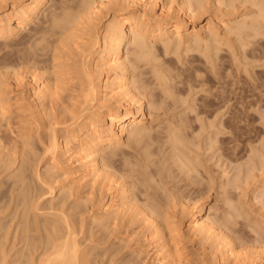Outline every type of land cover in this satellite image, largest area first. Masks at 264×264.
Masks as SVG:
<instances>
[{
    "label": "bare ground",
    "instance_id": "bare-ground-1",
    "mask_svg": "<svg viewBox=\"0 0 264 264\" xmlns=\"http://www.w3.org/2000/svg\"><path fill=\"white\" fill-rule=\"evenodd\" d=\"M205 1L207 0H183L182 6L173 8L165 3L158 6L156 0H0V39L7 40L26 30L25 35H23L19 43L23 46L22 48L17 49L15 57L20 61L30 62L35 65H38L45 60H51L52 68L56 70L53 79L46 77L42 82H38V74L33 73L30 80V96L34 102V114L37 116L38 123L44 127V132L46 134L42 138V141L45 144V151L48 154L49 159L48 164L45 166V170H40L38 167L39 165H34L35 161L31 157V154L34 152V143L29 139L23 141L21 159L19 160L18 165L9 172L7 182H5V184H8V189L2 190L0 188V200L9 198V205L14 211V217L6 223L1 221L0 218V231L2 229L4 230V232L0 234V264H95L94 261H92L89 250L81 247L82 245L78 238L80 230L77 228L75 222H71V220L66 217V219L64 218V223L62 220L56 223L47 217L42 218L39 215L37 210H41L42 207L35 200L36 197L34 192L36 191V177L49 184L47 192L54 196L66 193L68 190L75 188V185L77 184L83 186L91 185L92 188H94L96 184L99 183L101 189H103L102 192H105V195L100 196V198L93 202L90 207L92 210H95L94 220L102 223L101 225L104 224L106 226L109 224V228H112L110 227V225H112L113 228H115V230L113 229L114 232H116V227L121 225L120 223L122 220H119L120 217H123L121 215L129 214L128 216H131L132 214L130 213H132L133 210H136L138 208L137 206H139L136 203L137 199H135L138 198L136 195L137 192L135 194L133 193L134 188L132 185H134L135 182L132 181V185L130 183L132 175L134 179L137 177L134 181L138 180L136 182L138 185L142 183L139 186L135 185L136 190L138 189L137 187H140V189L143 190V187L141 186L146 185L148 187H146L145 191L149 188L152 192V188L150 189V177L152 178L154 177L152 175H159L162 174V172L164 173L165 169L168 170L170 168V166L168 168L166 162H171L173 166L176 167L178 174H176V171L173 174L172 171H174V169L172 168L168 177L172 173V178L178 176L175 181H177V179L178 182L179 179L188 180L187 188L194 184V173L199 172L198 167L201 163H199V165L197 164L200 156L196 159L198 162L195 161L198 167L193 161L195 158L190 157V155L196 154L195 152H199L198 149H196L197 151L195 150V152H190L194 147H192V149L190 146L188 147L189 142H191L190 139L192 140L193 137L187 139V135L190 133L187 132V128L190 123H188V118H185V115L189 113L185 112L190 108L188 107L187 109L186 107H183L182 111L186 110L184 113L182 112L185 114L184 117L177 119L176 125L173 124L172 128H170L172 124H168L170 127H165L167 132L164 130L166 134L161 135L162 131L160 133L158 132L159 129L162 130V128H164V125L160 124L161 128H158V126V129L154 127L155 129H152V132H156L157 130V133H159L160 136H153L152 134L155 132H151L150 125H147L146 121L151 115V108H149V106L151 107L153 104H159L158 96L160 93L154 92V90L156 91L155 87H152L153 91L148 89L150 84L153 85L154 83L153 80L152 82L151 79L148 78V75H151V77L157 81L158 88H161L162 93L166 94V97L169 96L168 94L171 91V97L175 94L180 96L179 98L174 96V99L175 97L177 98L175 100L176 103L171 104V106H174L173 108H175V104L177 106V101L179 99L180 102V98L183 94L182 92L177 93L179 86H177V92L173 90L175 89L176 83H179V80L181 79V83L179 84L185 85V82L187 81L194 82V77L201 79V77L199 78L201 69L196 63L197 56L194 55V52L207 55L213 49L211 48V43H213L214 50L217 51L215 56L217 57L218 55L216 59L214 55L208 54L211 56L210 63L213 64L212 61L215 63V61L220 58L219 54L221 53H219L218 50H222V48H220L222 45L221 41L226 37L235 34V38L240 39L241 47H245V45H247L246 42L243 41L245 33H249L250 35V33L253 32L254 37L264 34V32L261 31V28H264V0H214V6L218 10L229 9L227 12H224L223 16L231 14L237 19L234 22V27H231L230 22L227 19L214 18L215 20L212 21L210 19L211 21L207 23L206 26L202 25L199 28L193 26L191 29L190 25L192 23L194 24L197 18L207 12L208 6L205 4ZM248 3L251 4V7L255 6L256 11L243 12L235 9L237 6L246 5ZM156 40L163 41L166 53L170 50L174 51L175 54H178V52L182 53L183 51L181 52V47L186 44L182 55L185 54L192 57L191 59L186 57L187 60L189 59L188 62H186V67L181 68L176 66L177 64L172 66L174 63L171 61L173 60H169V62H158L160 58L159 55H162H158L157 53L159 52L155 51L156 47L154 42ZM203 46H205L204 50L201 49ZM190 53L191 56L189 55ZM253 53L252 56L255 55V53L254 55ZM206 55H204V57H206ZM212 56L215 57V60L212 59ZM182 59H180V61H182ZM225 60L227 59L225 58ZM206 61L209 62L208 58ZM218 62L215 65H217ZM10 63V59L5 58L3 62H0V68ZM182 65H185V63ZM222 65L224 64L222 63ZM222 68H220V70ZM210 69L212 68L210 67ZM220 70H218L219 72H217V74H220ZM136 71L139 72L136 74ZM212 71L214 70L212 69ZM224 72L227 73L228 71L225 70ZM0 73L2 75L4 74L3 72ZM204 73L205 71L202 75ZM208 73L210 72L205 74ZM212 73L214 74L216 72ZM226 73H224V76L230 74ZM138 74L141 76H138ZM218 78H221V74ZM177 79L178 82L175 81V85H173L174 83L172 81ZM202 80L203 79H201V82ZM221 80L223 81V79ZM196 82L199 83L200 81L197 80ZM202 83L201 85L204 86V83ZM69 84L72 88L71 90L73 93L71 94V97L74 98V101L70 102L69 105L55 107L54 104L58 105V103H61L60 100L63 89ZM192 87H189L190 91H192ZM173 91L175 92L174 95H172L174 93ZM48 97L51 102L54 103L51 105V109L53 110L51 112L45 111L43 109L44 107H42V104ZM163 98H160V100H162L161 103L165 102V98ZM168 98L171 99L170 97ZM166 100L168 101V99ZM212 101L214 102V98ZM212 101H208L207 105L211 106ZM203 102L205 101L203 100ZM22 103H25L24 97ZM190 103H192V100ZM4 104L0 100L2 111L5 114L7 109ZM162 106L163 104L161 105V109H159L160 106L158 105L156 111H158V109L162 110ZM167 106L168 105H166V107ZM22 107L24 109L27 108L25 104H23ZM167 108H169V106ZM167 108L164 107V110L168 113L170 108L168 111ZM163 113L164 111L162 114ZM192 113L193 112H191V114ZM180 115H178V117H180ZM175 117H177V114ZM175 117L174 115V119L169 117V119H173L170 121H175ZM69 120L71 121L68 122ZM235 121L236 120L234 119L233 122L235 123ZM54 124L60 126L58 127ZM214 124L216 125L217 123ZM214 124L212 123L211 125L214 127ZM222 125L220 126L223 127ZM221 127H219L220 131L222 130ZM217 128L214 127L213 129L217 130ZM224 128L225 127H223V129ZM59 132L60 134H58ZM223 132L225 131L223 130ZM150 139L159 141L156 142L157 145L158 143L159 145L155 147V144V148H151L152 146L150 147V143L152 142L153 145V141L150 143L147 142ZM214 139L213 141L217 140L215 137ZM144 141L149 144L144 143ZM193 143L195 142L193 141ZM212 145L213 144H211V146ZM125 146L130 147V149L135 148L136 152L128 151V149H125ZM166 148H169L170 150L168 149L169 151H166ZM107 149H110V151H107ZM257 151L256 153H258ZM160 152L163 153H161L162 157L159 159ZM262 152L264 153V150ZM263 153L260 154L262 157L258 156L261 158L259 163L256 161V158L254 161L256 164H253V162V166L251 165L253 168L250 166L248 167L247 175L241 177L243 176L242 173V175L240 174L236 176L239 178L233 179L235 181H242V183L239 181L240 185H237L235 182L234 187H236L237 190L241 185L243 186V182H245L244 185L247 182H250L249 179L251 176L253 181V175L251 173H254L255 175V170H261L262 172L260 174H264ZM154 157L158 159L153 160ZM248 157L251 158V154ZM254 157L252 160H254ZM121 158H124L125 160L122 159L123 161H121ZM118 160L124 163L125 166L123 167V170H125L124 168L127 169L128 166L132 164L128 168V173H124V175L127 173L126 175L129 176L128 174L131 172V178L129 180L125 178V176L124 181L121 179L119 182V177L118 180L114 179V177L118 176V171H120V173L123 171L120 170L122 165L121 162L118 163ZM160 160L161 164L158 165ZM247 160L252 162L249 159ZM249 162L246 163L245 167L248 166L247 164H249ZM117 163L120 165L118 171L116 169L119 167V165L117 166ZM154 163L155 165L157 163V166L155 167L156 173L154 172V169L150 168L152 167L150 165ZM203 164L204 162L201 166H203ZM244 164H241V166H244ZM225 170L226 169L224 168L223 172H225ZM227 172L228 170L226 171V175H224L226 177L229 176ZM209 173L211 176V172H208V174ZM198 174L200 175L202 173ZM149 175L151 176L149 177ZM119 176H123V174H119ZM200 176H198V179L196 180L198 182H195L196 185L200 184L201 181L199 182V180L203 179L202 176L201 179H199ZM226 177L222 176V178ZM147 179L149 181H147ZM211 180L214 179H210L212 184L216 181ZM116 181L119 185L116 184ZM151 181L153 182L155 180L152 178ZM178 182H175V184ZM181 182L182 181L180 180L179 184H181ZM250 183H247V185H251ZM152 184L156 186V183ZM248 187L246 188L248 189ZM172 188L173 189H169L173 192L177 187ZM183 188L186 187L183 186ZM206 189L205 192L207 195L210 191H208V188ZM228 189H231L232 191L231 187ZM170 190L167 191V200L163 198L161 199L163 200V203L157 198V201L160 203L156 202L157 204H154L153 202L154 205H150L149 207L146 204L142 205L141 203L142 207L147 206V208L145 207L146 210H143L144 212L147 211L145 212L146 216H143L144 218L141 217L144 219V222L146 217L147 224H149L152 229L150 234L147 233V230L146 232L144 231L145 234L147 233V235L145 236L144 234V236L150 240L153 238L152 242L149 243H153L156 248L154 249L156 250L155 255H157V258H155L156 260L158 259L156 264H178L176 258L177 255L174 251L182 244H179L178 240L171 237L173 235L174 238L181 239V236L183 235L184 229L175 223V218V222L171 219V213L175 212L178 206H180L179 208L181 209V212L191 213L192 215L190 222L186 224L188 233L191 237H199L201 240L203 238H217V241L215 239L216 243L213 241L216 247L220 244L221 247H223L222 251H219V253L221 252L219 258L216 259L217 254L213 252L214 257L213 255L212 257L217 260V264L220 261L223 264H230L229 262L231 261H234V263H236V261L238 263L243 261L245 263L247 261L248 263L253 264L250 260L251 258L244 257L243 259L240 256L242 254H239L236 250V245H233L234 243L228 232L227 235L226 231L223 232L221 229L223 226L221 222L223 220L219 222V219L212 218L209 214H207V216H202L201 214L204 213V208H206L205 203H198L197 200L194 202L193 198V200L189 201L190 195L194 197L192 194L194 193V188L191 189L190 187L189 191L184 194L181 193L183 191L181 188L180 192L179 188L175 189L180 194L175 191L172 193ZM153 191H155V189H153ZM169 191L171 194H168ZM245 191L244 193H246ZM256 192H258V190ZM202 193L204 192L202 191ZM217 193H219V191ZM160 194L159 197H161ZM221 194L223 195L222 192ZM241 194L243 193L241 192ZM134 195H136L135 198L133 197ZM154 195H156V193H154ZM154 195L153 197H156ZM202 195L204 194H201V196ZM257 195L258 194L256 193V198L254 197V200L256 199L255 201L258 200ZM185 196H189V199L187 198L188 201L185 199ZM201 196L200 200L202 198ZM88 199L90 200L93 198L88 196ZM261 201L262 200H260V202ZM144 202H149L151 204L149 199L148 201L147 199L146 201L144 200ZM230 202L231 204L228 205V209L232 208L234 205H232V201ZM262 205L263 204H261V206ZM77 207L78 206H74V208ZM140 207L141 206H139V211H141ZM143 211L142 213H144ZM210 211L209 213H211ZM226 211L227 209H225V212L222 214L223 216ZM238 211L239 210L236 209L235 213H239ZM230 212H232V210ZM137 213L138 212L135 214ZM228 213L226 214L227 216ZM237 215L241 216L239 214ZM213 216L215 215L213 214ZM229 216L230 218H236V216L231 217V214ZM260 216H262V214ZM135 218L136 220L138 219L137 215ZM142 218L138 220H142ZM261 218L264 219V216ZM131 219L132 218H130V220ZM126 220L127 219H125V221ZM226 220L227 219H225V221ZM119 221L121 222L118 223ZM229 223L231 222H228V224ZM128 224L126 226V232L127 227L132 228V225H130L131 223L129 224L130 226H128ZM258 224L256 226H258ZM150 227L148 228V231H150ZM262 227L261 229H263ZM224 228L228 229V227ZM117 229V231H119V227ZM218 229L222 231H219ZM252 232L254 233L255 231ZM13 234L14 243L12 249H16L15 253L11 252L12 249L8 250L6 246V242L13 238ZM2 240L5 241L2 242ZM203 241L204 239L202 242ZM207 241H204V243ZM209 241L210 243L212 242L211 240ZM20 242H23L24 244L21 247L16 248L17 244ZM143 242V245H145L146 242ZM181 242L183 241L181 240ZM213 242L210 245L214 246ZM221 247L218 249H221ZM39 248H41V251L38 253ZM140 248L139 250H141ZM142 251L143 250L140 252ZM240 257L242 259H240ZM247 262L246 264H248Z\"/></svg>",
    "mask_w": 264,
    "mask_h": 264
},
{
    "label": "rangeland",
    "instance_id": "rangeland-1",
    "mask_svg": "<svg viewBox=\"0 0 264 264\" xmlns=\"http://www.w3.org/2000/svg\"><path fill=\"white\" fill-rule=\"evenodd\" d=\"M77 1H80V0H77ZM182 1L183 0H156L158 6L162 3H165L167 5L172 6L173 8H178V7L182 6ZM213 1L214 0L205 1V4L208 6L207 7L208 10L204 15L197 18L194 24L192 23L190 25L191 29L193 26H196L197 28L201 27L202 25L206 26L207 23H209L211 20L213 21L215 19H227V20H229L231 27H234V22L237 19L231 14L223 16L224 12H227L229 9L226 8L224 10H222V9L218 10L217 8H215ZM236 3H238V2H236ZM211 5H212V7H211ZM8 7H9V5H8ZM235 9L243 11V12H245V11H247V12L256 11V7L255 6L251 7V4H249V3L246 5L237 6ZM232 10H234V9H232ZM211 17H213V18H211ZM261 31L264 32V28H261ZM25 32H26V30L19 33L17 36H14V37L9 38L7 40L0 39V62H3L5 60V58H9L11 61L10 64L0 68V72L4 73L3 75L0 73V100L3 102V104L5 103L4 106L7 109L6 113L4 114L2 111L1 105H0V144H1L0 145V188L2 190L8 189V184H5V182H7L8 176H9L8 174L13 168H15L18 165V162L21 159L22 151H23V149H22L23 148V145H22L23 141L29 139L30 141H32L34 143V152L31 154V157L35 161L34 165H39L38 167L40 168V170H42V171L45 170V166L48 164V159H49V156L45 151V144L42 141V138L45 136L46 133L44 132V127L38 123L37 116L34 114V111H35L34 106H33L34 102L32 100V97L30 96V94H31L30 80H31L33 73L38 74V78H37L38 82H42L44 79H46V77L53 79L55 76L56 70L54 68H52L51 60H45V61H42L40 64L35 65L33 63H30V62L20 61L19 59H17V57H15L17 49L22 48V46H23L22 44H19V43H20L23 35H25ZM247 34L246 33L244 34L246 37V38L244 37V39H246V40L243 39V41H245L247 44V45H245V47H241L240 39H236L235 34H232V36L230 35V36L226 37L225 39H223L221 41L222 47L220 46V48H222V50L221 51L218 50L219 53H221V54L218 53L220 58H218L219 60L215 61V63H214V61H212L213 64L210 63V60H211L210 55L212 54L215 56V53L217 52L216 50H214L215 48H214L213 43H211V46H212L211 48H213V49L208 53L210 55L207 54L208 57L206 54H204V55H206V57H204V55L199 53V52H194L195 54L191 52L192 54L197 56L196 63L199 65V67L201 69V74H200L199 78L201 77V79H203L202 82L204 81L203 82L204 86L201 85V83H202L201 79H198L195 77H194V82L182 81V82L186 83L185 85L179 84V83H181V81H180L181 79H180L179 83H176L175 89H173V90L176 91L177 86H179L178 92L177 91L176 92L177 93L182 92L183 94L180 93V94H182V96L180 98V102H179V99L177 101L179 104L177 103V106L175 104V108H173L174 106H171V104L176 103V101H175L177 99L176 97L179 98L180 96H177L178 94H175V92L173 91L174 93L172 95L175 94L174 96H176L174 99V96L171 97V95H170L172 92L171 91L168 94L169 95L168 97L171 98V99H169L168 97L165 96L166 94L162 93L161 88L160 87L158 88L157 81L155 79H153V77H151V75H148V78H150L151 81L152 80L154 81L153 85L157 86L156 87V86H153L150 84L151 87L149 86L148 89L152 90L153 89L152 87H155L156 91L154 90V92L160 93V95L158 96V99H159L158 103L159 104H153V105H151V107L149 106V108H151L152 117L150 115V118L147 120L148 122L146 121V123H147V125H150L149 127H150L151 132H152V129H155L154 127H156V129H158V128H161L160 127L161 125H164V128H162V130H160V129L158 130L159 133L162 131L161 135L162 134L164 135L167 132L166 131L167 129H165L166 126L168 127L169 125L172 124L171 127L169 126L170 128H172L173 124L176 125L177 119L184 117L185 114H183V113L186 110L182 111L183 107H186L187 109L189 107L191 109V112H193L192 114L190 112V109L185 112V113H187V112L189 113V114L185 115V118H188V123H190V124L187 123L188 124L187 132H190L187 135L188 136L187 139L188 138L190 139L192 137L194 138V139L192 138V140L190 139L191 142H189V144H191V145L188 144V147L190 146L191 149H192V147H194L192 149V151H190V152H193V151L195 152L196 149L199 150V152L196 150L197 151V152H195L196 154H193L194 156L190 155V157L195 158V160H193L195 163L197 157L200 156L198 158L199 162L196 161V162H198L197 163L198 165H199V163H201L200 166L198 167V165L196 163L195 164L198 167V170H199L198 173H202L200 175L203 177V179H201V176L197 172L194 173L195 174L194 175L195 176V182L196 183L198 182L196 180L198 179V176H200L199 179H201V180H199V182L201 181V183L196 185V183L194 182L195 185L193 184L194 185V186L192 185L193 187L190 186L191 189L194 188V193H192L194 195V197L191 195H190V197L185 196V199L187 200V198L189 197L190 198L189 201L194 199V202L196 200L198 203L204 202L206 208H204V213H202L201 215L207 216V214H209L212 216V218L219 219V222H221L223 220L221 222L222 225L223 226L226 225L224 227H228V229H225L223 226L221 229L223 230V232L226 231V235L228 232L231 240L234 243L233 245H236V247L235 246L234 247L236 248V250L238 251L239 254H242L240 256L243 259H244V257L245 258L246 257L251 258L250 260L253 262V264H264V233H263L264 232V230H263L264 229V225H263L264 219L261 218L264 216V185H263L264 184L263 183L264 182V174H260L262 172L261 170L260 171L255 170V175L256 174L257 175L255 176L254 173H251L253 175V181L251 179L252 178V176H251L249 179L251 183L247 182V183H250L251 185L248 184L249 185V187H248V185L246 183L245 185H247V186H245L244 185L245 182H243L244 187L241 185L240 186L241 188L239 187L238 190L236 187H234V184L236 182L237 185H240V183H242V181L233 180V179L239 178L236 176L240 175V174L242 175V173H243V176H241V177H244V175H247L248 174V167L249 166L251 167V165L253 166V164H256V162H254L255 159L259 158L258 160L256 159V161L258 163L261 161L260 157H262V156L260 154L263 153L262 151L264 150V34H260L256 37L253 36V32H251L250 35H249V33H247ZM154 43H155V47H156L155 51L159 52V53H157L158 55L159 54L162 55V56L159 55L160 58H159L158 62L159 61L160 62L161 61H168L169 62V60H173L174 62L171 61L172 63H174V65L171 64L172 66H175L177 64L176 66L184 68L187 65L186 62H188V60H189V59L187 60V58H190V59L192 58V57H189L185 54L182 55V53L184 52V47L186 46V44L184 46H182L183 48L181 47V52L183 51L182 53L178 52V54L177 53L175 54L174 51H172V50H170L168 53L165 52L162 40H156ZM204 48H205V46H203L201 49L204 50ZM253 49H254V51H253ZM255 49H258V50H255ZM252 51L255 53V55ZM191 53L189 54L190 56H191ZM252 53L254 56H252ZM214 56H212L213 60H215V57H216V56L215 57ZM163 57L166 60H164ZM217 57H218V55H217ZM217 57H216V59H217ZM207 58H208L209 62L206 61ZM225 58L227 60H225ZM180 59H182V61H184V62L180 61ZM180 62L182 64L185 63V65H182ZM217 62H218V64L215 65ZM222 63L224 65H222ZM214 65H215V67H214ZM221 65L223 66V68ZM209 66L214 71H212V69H210ZM220 68H222V69L220 70ZM224 68H226V69H224ZM218 70H220V74H221L220 79L218 78V77H220V74L219 73L217 74V72H219ZM222 70H223V72H222ZM225 70L228 71L227 73H230V74H227L226 72H224ZM204 71H205V73H207V72H210V73H208V74L204 73L202 75V73ZM138 72L139 71H136V74ZM212 72H216V73L213 74ZM224 73H226L227 76L228 75L229 76L228 77L226 75L224 76ZM138 76H141V75L138 74ZM226 77H227V79H226ZM221 79H223V81ZM197 80H199L200 82L199 83L196 82ZM175 81L178 82V79L173 80L172 82L174 83ZM68 83H72V82H68ZM190 83H192V84H190ZM209 84H210V86H209ZM173 85H175V83ZM189 87H192V89H191L192 91L189 90L190 89ZM71 89L72 88H71L70 84L66 88L63 89V93L61 94V100H60L61 103H58V105L51 102L49 97L46 98L44 103L42 104V107H44L43 109L45 111L51 112V111H53L51 109L52 104H54L55 107L56 106L61 107L62 105H69L70 102L74 101V98L71 97V94L73 93ZM187 94H188V96H187ZM23 97H24L25 103H22ZM163 97L164 98L166 97L164 101L168 102V103H165V102L161 103L162 100H160V98L162 99ZM172 98H173L174 102H173ZM204 98H206V99H204ZM213 98H214V102L212 101ZM166 99H168V101ZM182 99H183V101H182ZM169 100L170 101L172 100V101L170 102ZM191 100H192V103H190ZM203 100L205 102H203ZM210 100L212 101L211 106L207 105L208 101H210ZM185 101H186V103H185ZM182 102H184V103H182ZM203 103H204V105H203ZM23 104H25V106H27V108L24 109L22 107ZM162 104H163L162 110L164 111V113L166 112V110H164V107L167 108L169 106V108H170L169 111H168L169 108H167L168 113L166 112L165 114L164 113L162 114L163 111L159 110V109H161ZM158 105L160 107H159L158 111H156L157 110L156 107L158 108ZM166 105H168V106L166 107ZM192 105H194V106H192ZM171 107H172V109H171ZM186 108H184V109H186ZM178 111H179V113H178ZM180 113H181V115H180ZM176 114H177V117H175ZM173 115L175 117V121H173V122H175V123L171 122L174 119ZM178 115H180V117H178ZM169 117L170 118L172 117L173 119L171 120V119H169ZM151 118H152V120H151ZM234 119L236 120L235 123L233 122ZM70 121L71 120H69L68 122H70ZM189 121H191V122H189ZM210 123L211 124L217 123L216 125L214 124V127H216V128L218 127L217 130L216 129L214 130L213 125H211ZM54 125H57V124H54ZM220 125H222L225 128L223 129V127H221ZM57 126L59 127L60 125H57ZM219 127L222 128L221 131H220ZM223 130L225 132H223ZM154 132H152V133H154ZM159 133H157V130H156V132L152 135L155 137L160 136ZM58 134H60V132ZM214 137L217 139L216 141H213ZM154 140L150 139L149 141H147L149 143L151 141H153V145H152V142L150 143L151 144L150 147L152 146L151 148H153L155 144H156L155 147L159 145V143H158V145L156 143L159 141H157V140L154 141ZM145 141H144V143L149 144ZM193 141L197 145L195 143H193ZM217 141H218V144H217ZM214 142H215V144H214ZM239 143H241V144H239ZM192 144L195 146H193ZM211 144H213V145L211 146ZM199 146H201L202 148ZM164 147H166V146H164ZM125 149H128V151L129 150L135 151V148L130 149V147H128V146H125ZM168 149L169 148H166V151L170 150V149L169 150ZM251 150H252V152L254 150V152L252 153ZM107 151H110V149H107ZM256 151L258 153H256ZM161 153H163V152H160V156L158 155L159 157L158 156H156V157H158L160 159V157H162ZM247 153H248V155H247ZM254 153H256V154H254ZM197 154H200V155H197ZM250 154H251V158L248 157ZM258 156H260V157H258ZM253 157H254V160H252ZM122 159L125 160L124 158H121V161H123ZM157 159L154 157L153 160H157ZM247 159L251 160L252 162H249ZM263 160H264V157H263ZM121 161L118 160V163H120ZM202 161L204 162L203 166H201L203 163ZM248 162H249V164H247L248 166H246L247 167L246 168L245 165ZM118 163H117V166L119 165ZM157 163H156V165H155V163L150 165V166H152L150 168L154 169V172H155V167L157 166ZM170 163L171 162H166V165L168 166V168L170 166L171 169L170 168L168 170L165 169V172L167 171L166 173L164 172L165 174L162 172V174H159V175H156V174L152 175L154 177L156 176L155 178L152 177L155 181L152 182L151 181L152 178L150 177L151 175H149V177L151 179L150 180V182H151L150 183V186H151L150 189L152 188L153 194H152L151 190H149V188H148L149 191L148 190L145 191L146 187H148L146 185L141 186V187H143V190L140 189V187H137L138 189H140V190L137 189L139 191V195L140 196L145 195V196H141V197L138 195V191L136 190L135 185L139 186L142 183H140L138 185L136 183L138 180L134 181L135 179H137V177L134 179V177L132 175V178H133L132 179L131 178V172H129V174H128L129 176L126 175L128 173L129 166H131L132 164L129 165L127 169L124 168L125 170H123V167L125 166L123 162H121V165H122L121 168L122 169L120 168V165H119V167L116 166L117 171L120 168V170L121 171L123 170L124 172L122 171L123 173L122 172L120 173V171H118L117 172L118 176L116 175L117 177H114V179L118 180L120 178L118 180L120 182L121 179H122V181H124L125 178H127L128 180L131 178V180H130L131 185H132V181L135 182V184L132 185L134 188L133 193L135 194L137 192L136 195L139 198V200H138V198H135L136 195H134L133 197L135 199H137L136 203L139 206H141L140 207L141 211H139V206H137L138 208L136 210H133L134 212L132 211V213H130V214H132L131 216H133V217L128 216L129 214L128 215H121L123 217H120L119 220H122V222L121 221L118 222V223L121 222L120 223L121 227L118 226L120 232L117 231L118 227H116V232H114L115 228H113L112 225H110V227H112V228H109V224L106 226L103 224L104 225L103 226V225H101L102 223H99L98 221L94 220L95 210H92V208L90 206L93 202L97 201L100 198V196L105 195V192H102L103 189H101V185L99 183H97L94 188H92L91 185L83 186L81 184H77V185H75L76 187L74 186L75 188L68 190L66 193H61V194H58L57 196H54V195H51L50 193L47 192L49 189V184L46 183L42 179H38V177L35 176L36 177L35 179L37 182L36 183V191L34 192L35 197H36L35 200L42 207L41 210H37V211L42 218L47 217L56 223L60 222L61 220L64 223V218L66 219V217H67V219H70L71 222H75L77 228L80 230L79 234H78V238H79V241L82 245L81 247L89 250L92 261H94L95 264H156V262L158 260V259L156 260L157 255H155L156 250H154L156 248L154 247L153 243L152 244L149 243V242H152L153 238L150 240V239H147L145 237L147 235V233L148 234L151 233L152 229L149 226V224H147L146 217H145V222H144L143 216H146L145 212H147V211L144 212L143 210L144 209L146 210L147 206L149 207L150 205L157 204L156 202L160 203L159 201H157V199L160 200L162 203H163V200H161L162 198L167 200V198H166L167 197V191L170 189H173L172 187H177L175 189L179 188V192L181 190H183L181 192L182 194L188 192L190 189L189 186L187 188L188 180L179 179V182H178V179H177V181H175V179L178 178V176L177 177L173 176L175 178H172V175L175 173V171L177 172L176 174H178V171H177L176 167L173 166L172 163L171 164ZM160 164H161V160L159 161L158 165H160ZM241 164H244V166L243 165L241 166ZM153 165H155V166H153ZM221 165L226 169L225 172H223L224 168ZM172 168L174 169V171H172L173 174L171 173V175L168 177ZM240 168H241V170H240ZM251 168H253V167H251ZM242 169H243V171H242ZM227 170H228L227 173L229 175V176L228 175L227 176L228 177L232 176V177H230L232 180L230 178L224 176V175H226ZM257 171H259V172H257ZM125 172H127V173L124 175ZM208 172H211L212 177L210 176V173L208 174ZM119 174H121V175L123 174V176H119ZM147 174H150V173H147ZM220 175H221V177H220ZM124 176H125V178H124ZM222 176L226 177V178H222ZM210 177L212 179L216 180L217 184H220V185H217L216 181H214V180H211V181H214L212 184V182H210V179H211ZM144 178H145V176H144ZM156 178H157V180H156ZM44 179H45V177H44ZM46 179H48V178H46ZM169 179H171L172 182ZM260 179H261V181H260ZM180 180L182 181L181 182L182 185L179 184ZM147 181H149V180L147 179ZM174 181L178 182V183L175 184ZM239 181H240V183H239ZM229 182H230V184H229ZM152 183H154V184L156 183L155 184L156 186H154ZM116 184H118L117 181H116ZM159 184H160V186H159ZM223 184H225V185H223ZM170 185H173V186H170ZM157 186H159V187H157ZM178 186H181V187H178ZM183 186L186 187L187 189L183 188ZM227 186H229V187H227ZM230 187L232 188V191H231V189H228ZM246 187H248V189ZM180 188H181V190H180ZM206 188H208V191H210V192L207 191L208 192L207 195L205 192L207 190ZM153 189H155V191H153ZM175 189H174V191L178 192ZM256 189L258 190V192H256L257 191ZM141 190L145 193H143ZM253 190H255V191H253ZM170 191L172 192V190H170ZM170 191L168 194H171ZM174 191L172 193H174ZM202 191L204 193H202ZM218 191H219V193H217ZM244 191L246 193H244ZM221 192L223 193L224 196L221 194ZM241 192L243 194H241ZM154 193H156V195H154ZM256 193L258 194L257 195L258 196L257 201H255L256 199L254 200ZM159 194L161 197H159ZM201 194H204V195L201 196ZM153 195L156 197H153ZM176 195H177V193H176ZM88 196H91L93 199L89 200ZM200 196L202 197L201 200H200ZM144 198H146L147 201L149 199L151 201V204L149 202L148 203L144 202V200L146 201V199H144ZM198 198H199V200H198ZM228 200H229V202H228ZM260 200H262V201L260 202ZM230 201H232V205L234 204L236 207L234 205L233 206L231 205L232 208L228 209L229 208L228 205L231 204ZM236 201L238 202V204ZM153 202H154V204H153ZM227 202H228V204H227ZM141 203H142V205L146 204L147 206L144 205L146 208L142 207ZM9 204H10L9 198H5L4 200H0V218H1V221L5 222V223L10 221L11 218L14 217V211ZM261 204H263V205L261 206ZM238 205H240V206H238ZM74 206H78V207L74 208ZM237 206H238V208H237ZM179 207L180 206L177 207V210L179 209L180 211L176 210L175 212L171 213V217H172L171 219L174 221V218H175L176 222L175 221L174 222L178 226L180 225L182 229L187 230L186 224H188V222H190L192 215H191V213L181 212V209ZM235 208L237 210H239L238 211L239 213H237V212L235 213V211H236ZM225 209H227V211L223 216L222 214L225 212ZM210 210H212L213 212ZM231 210H232V212H230ZM240 210H241V213H240ZM142 211L144 213H142ZM209 211L211 213H209ZM136 212H138V213L135 214ZM227 213H228V216L231 214L232 215L231 217L236 216L237 214H239V215H241L242 213L243 214L241 216L237 215L238 218L236 216V218L234 217L235 218L234 219V218H230V216L228 218V216L226 215ZM234 213H235V215H234ZM172 214L174 215V217ZM213 214L215 216H213ZM261 214H262V216H260ZM136 215H137L138 219H141L143 217L142 220H138V219L136 220V218H135ZM216 215H219V216H216ZM138 216H140V217H138ZM129 217L132 219L130 220ZM159 217H161V216H159ZM125 219H127V220L125 221ZM128 219L130 221H132L134 219L133 220L134 222L133 221L130 222ZM225 219H227L226 220L227 223H226ZM228 219H230V220H228ZM233 219L235 222L233 221ZM262 219H263V221H262ZM260 221H262V222H260ZM228 222H231V223L228 224ZM128 223L129 224L131 223L130 225H132V228L127 227V232H126V226ZM129 224H128V226H130ZM257 224H258V226H256ZM149 227H150V229H149L150 231H148ZM261 227L263 229H261ZM146 230H147V233L145 234L144 231L146 232ZM184 230H183V235L181 236L182 237L181 239L174 238L173 235L171 236L173 239L178 240L179 244H182V245H179L176 248L177 250L174 251L175 254L177 255V256L175 255L177 260H178L177 263L178 264H213V263L217 264L216 259L219 258L220 254H221V252L219 253V251H222V249H223V247H221V244L219 246L217 245V247H216L215 239L217 241V238H215V237H213V238L211 237L212 239L211 238H209V239L203 238L204 241H207V240L208 241L211 240L212 242L214 241L215 242V243L213 242L214 246H212V245H210V244H212V242L210 243V241L209 242L207 241L206 243H204V241L202 242L203 239L201 240V238L194 236L195 238H198V239H195V238H193V236L191 237V235L188 233V230L187 231L186 230L184 231ZM222 230H219V231H222ZM252 231H255L256 234H255V232L253 233ZM3 232H4V230L2 229L0 231V234H2ZM144 234H145V236H144ZM181 240L183 242H181ZM4 241L5 240H2V242H4ZM143 241H145L147 244L145 243V245H143L144 244ZM13 243H14V234H13V238H11L8 242H6V246H7L8 250H11L13 248ZM23 244H24L23 242H20L19 244H17L16 248L21 247ZM217 244H218V242H217ZM140 245H141V248H140ZM212 247L214 248V250ZM220 247H221V249H218ZM139 248L141 250H143L144 252L143 251L140 252L141 250H139ZM40 251H41V248H39L38 253ZM176 251L178 254L176 253ZM11 252L15 253L16 249H12ZM213 252L218 255V256L216 255V259L213 258L214 257ZM141 253H142V255H141ZM179 253H180V255H179ZM212 255H213V257H212ZM13 257H15V256H13ZM241 257H240V259H242ZM181 260H182V262H181ZM212 260H213V263H212ZM246 262L244 263V261H243V262L238 263L236 261V263H234V261H231L229 263L230 264L231 263L232 264H243V263L246 264ZM218 264H223V263L220 261V262H218ZM248 264H250V263H248Z\"/></svg>",
    "mask_w": 264,
    "mask_h": 264
}]
</instances>
